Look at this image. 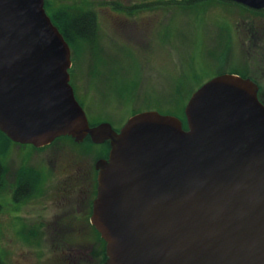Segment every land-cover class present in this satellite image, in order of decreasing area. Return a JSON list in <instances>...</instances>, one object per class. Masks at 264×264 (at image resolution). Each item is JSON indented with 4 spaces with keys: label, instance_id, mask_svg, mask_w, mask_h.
I'll list each match as a JSON object with an SVG mask.
<instances>
[{
    "label": "water",
    "instance_id": "95a60500",
    "mask_svg": "<svg viewBox=\"0 0 264 264\" xmlns=\"http://www.w3.org/2000/svg\"><path fill=\"white\" fill-rule=\"evenodd\" d=\"M45 0H0V131L43 146L109 140L91 221L104 264H264V104L249 77L217 74L176 116L146 110L117 132L89 125L71 50ZM234 1L264 8V0Z\"/></svg>",
    "mask_w": 264,
    "mask_h": 264
},
{
    "label": "rangeland",
    "instance_id": "374dc122",
    "mask_svg": "<svg viewBox=\"0 0 264 264\" xmlns=\"http://www.w3.org/2000/svg\"><path fill=\"white\" fill-rule=\"evenodd\" d=\"M52 2L60 7L79 0ZM141 7L115 23L113 14L92 6L98 19L95 38L70 49L69 72L75 73L82 88L90 89L86 92L91 95L86 101L90 122L106 119L117 127L134 111L146 110L185 118L184 107L192 92L211 77L232 71L255 76L260 81L258 96L264 99V40L255 37L264 34V22L258 27L264 9L257 12L226 0H162L155 10ZM29 147L0 140V149L10 152L12 163L18 162L17 153H26ZM63 240L66 245H61ZM40 241L34 244L0 226L3 264H59L55 263L61 255L58 246L64 248L68 264H90L85 257L96 242L90 235H44Z\"/></svg>",
    "mask_w": 264,
    "mask_h": 264
},
{
    "label": "flooded vegetation",
    "instance_id": "af4514ba",
    "mask_svg": "<svg viewBox=\"0 0 264 264\" xmlns=\"http://www.w3.org/2000/svg\"><path fill=\"white\" fill-rule=\"evenodd\" d=\"M134 1L101 0L100 2H88L79 0V2L72 5L64 2L63 20L75 39H78L77 33L84 32L85 27L91 24L94 29V36H96L98 19L92 6L113 14V17L110 16L112 21L118 23L133 14L134 8L139 9L143 5L147 6L143 7V9L146 8V11L148 9L155 10L153 9L155 5L160 6L162 2V0H142L135 2L136 4L133 5ZM144 3L147 4L144 5ZM90 12L93 13V19L87 15ZM258 21V27L260 28L263 26L264 20ZM252 28L255 35L257 21L252 25ZM255 37L258 41L264 40V34L260 37L255 35ZM90 39L87 37L78 39V41L86 40L87 42ZM70 69H72L71 66ZM69 76L74 96L85 111L87 119H89L86 111V101L91 96L86 93L89 88L85 89L79 85L75 73L69 72ZM246 77L257 84L259 91L260 81L255 76L248 75ZM100 95L103 96V93ZM259 100L264 104V99L261 96ZM135 113L138 112L134 111L132 115ZM101 122L108 121L106 119H96L93 122L89 121V125L94 126ZM125 122L126 120L117 127L110 124L118 132ZM8 144L16 146L21 143L9 139ZM29 146L26 153H17L20 155L18 162H10V152L0 154L2 155L0 160L3 164V168L0 170V176L2 177L0 188L1 229L12 230L13 234L25 235L34 244H40V240L44 235H56L58 238L64 235L94 236L96 242L93 247L90 246L85 260L89 261L90 264H104V260H101L102 243L97 237L100 234L91 221V215L98 187L99 170L97 164L100 160L108 159L110 152L109 140L95 143L89 135H86L82 141H76L69 135H62L40 147L31 144ZM61 245H66V241L63 240ZM58 250L61 251V255L55 263L68 264L64 248L58 246ZM76 252H80V250ZM51 254L52 249L48 252L49 258H51ZM69 260L73 263L72 259Z\"/></svg>",
    "mask_w": 264,
    "mask_h": 264
},
{
    "label": "trees",
    "instance_id": "16d2710c",
    "mask_svg": "<svg viewBox=\"0 0 264 264\" xmlns=\"http://www.w3.org/2000/svg\"><path fill=\"white\" fill-rule=\"evenodd\" d=\"M198 1V0H197ZM221 1H225V0H221ZM189 2H195V0H189ZM228 3V2H225ZM44 8L46 13L48 14V16L50 17L52 23L59 29V31L61 32V34L63 35L64 39L67 41V43L70 46V49H72L73 51L76 50V47L79 45H83V43H81L80 41H78V39H83V38H91L94 39V32H93V26L92 24L90 26L85 27V31L84 32H79L76 34L78 39H75V37L73 35H71V33L68 30V27L66 26L67 24L64 23L63 20V15H64V6H60V7H56L54 5V3H52V0H45L44 1ZM260 12V11H257ZM90 12V14H87L90 18L93 19V13ZM88 18V19H90ZM90 23V21H88ZM92 36V37H90ZM94 36V37H93ZM86 42V40H84ZM232 73H235V71H232ZM242 77H246L245 75H240ZM121 89V88H120ZM182 120V124L183 127L186 128V121L185 118L183 116V118H180ZM0 140H7L9 141L8 137L0 131ZM2 153V150L0 149V154ZM3 168V164L0 160V170H2ZM1 181H2V177L0 176V188H1ZM98 239L100 240V242L102 243V250H101V260H105L106 256H105V249H104V244L105 242L103 241V239L97 235ZM0 264H3L2 262V258L0 256ZM103 264V263H101Z\"/></svg>",
    "mask_w": 264,
    "mask_h": 264
}]
</instances>
